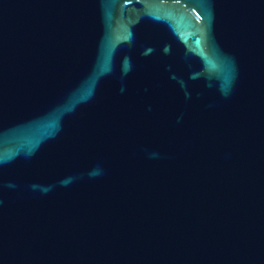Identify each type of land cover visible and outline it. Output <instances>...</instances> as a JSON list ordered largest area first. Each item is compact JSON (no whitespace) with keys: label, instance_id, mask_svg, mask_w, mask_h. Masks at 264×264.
<instances>
[{"label":"water","instance_id":"95a60500","mask_svg":"<svg viewBox=\"0 0 264 264\" xmlns=\"http://www.w3.org/2000/svg\"><path fill=\"white\" fill-rule=\"evenodd\" d=\"M0 264H264V0H0Z\"/></svg>","mask_w":264,"mask_h":264}]
</instances>
